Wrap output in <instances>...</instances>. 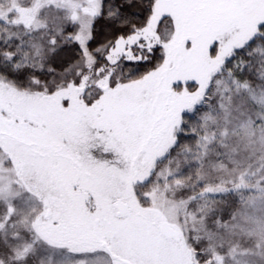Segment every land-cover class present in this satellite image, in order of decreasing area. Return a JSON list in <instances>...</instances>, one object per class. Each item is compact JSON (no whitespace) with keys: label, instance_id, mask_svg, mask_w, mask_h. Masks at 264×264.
Here are the masks:
<instances>
[{"label":"snow or ice","instance_id":"snow-or-ice-1","mask_svg":"<svg viewBox=\"0 0 264 264\" xmlns=\"http://www.w3.org/2000/svg\"><path fill=\"white\" fill-rule=\"evenodd\" d=\"M0 264H264V0H0Z\"/></svg>","mask_w":264,"mask_h":264},{"label":"trees","instance_id":"trees-1","mask_svg":"<svg viewBox=\"0 0 264 264\" xmlns=\"http://www.w3.org/2000/svg\"><path fill=\"white\" fill-rule=\"evenodd\" d=\"M129 13H139L140 16L137 20V22H142L144 11L141 7H134L128 9ZM118 31V29L112 25L111 23H108L106 21H101L97 25V39L95 41V44L104 43L109 39H112L115 33ZM74 47V46H73ZM74 55L73 49H68L65 52V56L72 57Z\"/></svg>","mask_w":264,"mask_h":264}]
</instances>
